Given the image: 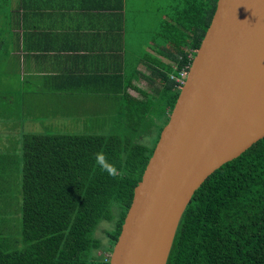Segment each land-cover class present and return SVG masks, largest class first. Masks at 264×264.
<instances>
[{
    "label": "trees",
    "instance_id": "trees-1",
    "mask_svg": "<svg viewBox=\"0 0 264 264\" xmlns=\"http://www.w3.org/2000/svg\"><path fill=\"white\" fill-rule=\"evenodd\" d=\"M176 1L183 5L173 6L168 18L182 25L168 20L161 34V50L171 62H158L155 68L161 86L151 101L134 100L135 106L126 109L127 123L136 126L158 109L163 126L154 145L102 134L23 132L22 237L7 230L0 214V264H109L106 252L113 251L134 189L181 90L171 74L190 69L218 2ZM126 121L119 118V123ZM101 150L121 170L117 178L96 165ZM7 164H12L8 158ZM104 222L113 228L102 229L101 237ZM167 264H264V138L195 191Z\"/></svg>",
    "mask_w": 264,
    "mask_h": 264
},
{
    "label": "water",
    "instance_id": "water-1",
    "mask_svg": "<svg viewBox=\"0 0 264 264\" xmlns=\"http://www.w3.org/2000/svg\"><path fill=\"white\" fill-rule=\"evenodd\" d=\"M264 138V0H218L109 264H167L195 191Z\"/></svg>",
    "mask_w": 264,
    "mask_h": 264
},
{
    "label": "crops",
    "instance_id": "crops-1",
    "mask_svg": "<svg viewBox=\"0 0 264 264\" xmlns=\"http://www.w3.org/2000/svg\"><path fill=\"white\" fill-rule=\"evenodd\" d=\"M132 1L5 0L14 14L7 21L0 15V29L7 22L0 43L19 57L21 90L34 105L33 119L63 112L75 98L92 99V106L121 99L122 110L154 98L161 86L155 68L170 62L160 47L167 5ZM23 104L24 120L32 112Z\"/></svg>",
    "mask_w": 264,
    "mask_h": 264
},
{
    "label": "rangeland",
    "instance_id": "rangeland-1",
    "mask_svg": "<svg viewBox=\"0 0 264 264\" xmlns=\"http://www.w3.org/2000/svg\"><path fill=\"white\" fill-rule=\"evenodd\" d=\"M4 2L5 0H0V15L3 20L6 17L7 21L14 14L11 11V5L13 4H9L7 7ZM157 2L158 0L153 1L152 5ZM177 2L176 0H162L159 3L167 5L169 15L173 12L172 8ZM140 4L142 2H137V5ZM182 5L183 2L179 1V5L176 6L180 9ZM168 20L173 21L176 27L182 25L177 19L173 20L169 17ZM5 29H7V22L2 23L1 32ZM19 63V57L13 52L11 53V49L0 50V155L4 154L3 157L0 156V214L8 222L6 224V226L8 225L7 230L12 232V235L16 238L22 237L21 152H23V143L21 134L23 132L40 134L66 132L77 135L120 136L121 138H127L130 142H141L152 147L156 141V131L163 126L162 116L158 115V109L152 113L153 116H147L143 124L138 126H136L137 124L132 125L133 122L128 124L127 108L122 110L117 104L121 99H104L102 104L92 106L94 104L92 99H89L88 104L84 98H75V101L67 109H63V112L59 110V113L39 115L45 116V118L41 117L42 120L33 119L36 116L33 113L35 108L34 105L30 104L31 98L21 90L23 82ZM24 101L26 102L25 110L30 109L32 113L23 115L25 117L23 120L20 107L24 105ZM77 101H81L87 106H80L76 104ZM119 118L127 121L119 123ZM7 158L8 162L9 160L12 161V164L3 166ZM112 228V223L104 222L98 231V235L104 237L102 229L111 230ZM106 240L107 238L104 239V241ZM110 254V251L106 252V255Z\"/></svg>",
    "mask_w": 264,
    "mask_h": 264
},
{
    "label": "clouds",
    "instance_id": "clouds-1",
    "mask_svg": "<svg viewBox=\"0 0 264 264\" xmlns=\"http://www.w3.org/2000/svg\"><path fill=\"white\" fill-rule=\"evenodd\" d=\"M95 163L101 172L107 173L108 176L114 179L120 175L121 170L109 161L107 154L103 150L95 154Z\"/></svg>",
    "mask_w": 264,
    "mask_h": 264
},
{
    "label": "built area",
    "instance_id": "built-area-1",
    "mask_svg": "<svg viewBox=\"0 0 264 264\" xmlns=\"http://www.w3.org/2000/svg\"><path fill=\"white\" fill-rule=\"evenodd\" d=\"M188 72H189L188 69H182L179 71L178 74H174V73L171 74V78L176 81L177 86L180 89L182 88L183 84L185 83V80L188 76Z\"/></svg>",
    "mask_w": 264,
    "mask_h": 264
}]
</instances>
